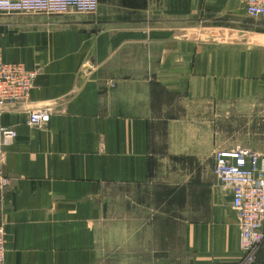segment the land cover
<instances>
[{"label":"crops","instance_id":"1","mask_svg":"<svg viewBox=\"0 0 264 264\" xmlns=\"http://www.w3.org/2000/svg\"><path fill=\"white\" fill-rule=\"evenodd\" d=\"M26 15L12 34L0 26L5 59L37 72L29 101L0 118L18 133L2 164L5 264H237L240 223L214 156L227 103L246 111L264 97V20L243 0H100L91 14ZM34 107L49 110L45 128L28 124ZM179 158L192 165L162 168ZM162 169L192 177L162 184ZM168 204L189 208L164 215L184 224L180 248L162 245Z\"/></svg>","mask_w":264,"mask_h":264},{"label":"built area","instance_id":"2","mask_svg":"<svg viewBox=\"0 0 264 264\" xmlns=\"http://www.w3.org/2000/svg\"><path fill=\"white\" fill-rule=\"evenodd\" d=\"M249 16L264 20V0H243ZM100 0H0V13L49 14L71 12L91 14L98 10ZM36 70L22 62L5 59L0 45V118L6 108L29 101L35 85ZM47 109L28 110V124L45 128L50 121ZM17 130L0 124V192L10 184L3 172L6 147L17 138ZM214 173L223 186L231 190L230 204L239 219L242 258L237 264H257L258 252L264 241V153L235 147L215 152ZM6 246L3 227L0 226V264H5Z\"/></svg>","mask_w":264,"mask_h":264},{"label":"rangeland","instance_id":"3","mask_svg":"<svg viewBox=\"0 0 264 264\" xmlns=\"http://www.w3.org/2000/svg\"><path fill=\"white\" fill-rule=\"evenodd\" d=\"M31 16L26 14H4L0 13V26L2 27V30L4 33L12 34L14 31L25 28L26 23L29 22ZM196 19V16H195ZM260 24L261 22L258 21ZM196 24V23H195ZM259 30H263L264 26H258ZM253 107L251 110H234V102L227 103V111H226V127L225 132L222 135V138L224 140L223 145L221 148H230V147H246L248 149L262 152L264 153V97L259 96L258 99L255 101V103H252ZM240 108V106H239ZM187 162L189 165H192V161L190 162L185 159L179 158V160H166L165 162H162V168L163 167H185L187 165ZM162 173L157 176L160 181L167 182L168 180H172V178H175L172 181L175 182H185L190 181L192 176H186L182 173L181 170H178L177 172L173 173L172 175L165 173L164 169L161 171ZM141 193V192H139ZM145 194L143 196L142 203H145L143 201L145 198ZM158 209H160V212H162L163 220L161 222L162 226V245L163 247L165 245H168L169 242L170 245L178 246L180 248L181 246V227L184 225L181 222H174V219H172V222H170L169 218L164 216L165 214L171 215L173 217L181 218L183 217V213L185 211L189 212V208L181 205L177 206H170L169 204L166 206H161ZM200 208L193 207V216L196 217V211H198ZM131 211H134V213H140L143 210L147 214H149V210L143 209L140 207H132L130 208ZM161 214V213H160ZM177 233L178 237L174 238V234ZM172 238V239H171Z\"/></svg>","mask_w":264,"mask_h":264}]
</instances>
